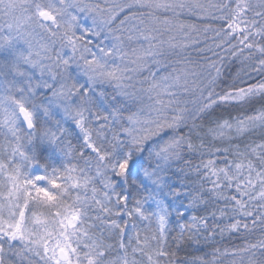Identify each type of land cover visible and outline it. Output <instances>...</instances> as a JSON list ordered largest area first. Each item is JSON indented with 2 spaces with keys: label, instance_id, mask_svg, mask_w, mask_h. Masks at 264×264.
Wrapping results in <instances>:
<instances>
[{
  "label": "snow or ice",
  "instance_id": "6c2138e0",
  "mask_svg": "<svg viewBox=\"0 0 264 264\" xmlns=\"http://www.w3.org/2000/svg\"><path fill=\"white\" fill-rule=\"evenodd\" d=\"M0 264H264V0H0Z\"/></svg>",
  "mask_w": 264,
  "mask_h": 264
},
{
  "label": "trees",
  "instance_id": "16d2710c",
  "mask_svg": "<svg viewBox=\"0 0 264 264\" xmlns=\"http://www.w3.org/2000/svg\"><path fill=\"white\" fill-rule=\"evenodd\" d=\"M195 56V54H193ZM173 225H175V220L172 221ZM176 233L174 232L173 235ZM238 242V241H234ZM222 246V245H219ZM186 251H182L180 253L179 259L180 260H185V259H192L195 256H202L204 255L205 252H211L213 250L211 244L204 242L201 240L199 244H192L190 247L188 246L187 242L184 245ZM199 249V251H197Z\"/></svg>",
  "mask_w": 264,
  "mask_h": 264
}]
</instances>
